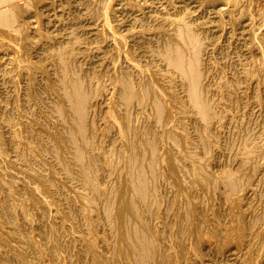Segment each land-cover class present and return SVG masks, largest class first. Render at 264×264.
Returning a JSON list of instances; mask_svg holds the SVG:
<instances>
[{
	"label": "bare ground",
	"instance_id": "obj_1",
	"mask_svg": "<svg viewBox=\"0 0 264 264\" xmlns=\"http://www.w3.org/2000/svg\"><path fill=\"white\" fill-rule=\"evenodd\" d=\"M44 3L0 5V264H264V4Z\"/></svg>",
	"mask_w": 264,
	"mask_h": 264
},
{
	"label": "rangeland",
	"instance_id": "obj_2",
	"mask_svg": "<svg viewBox=\"0 0 264 264\" xmlns=\"http://www.w3.org/2000/svg\"><path fill=\"white\" fill-rule=\"evenodd\" d=\"M1 1L4 2L5 0H1ZM6 1H8V0H6ZM6 1H5V2H6ZM16 1H17V2H16ZM26 1H27V0H13V1H9V2H7V3L0 4V5L6 7V6H9V5H12V3H13V5L15 4L14 6H18L17 8L21 9V10H20V14H21V13H24V14H21V15H22V16H26V15H30V14L33 12V10L36 11L37 8L39 9L43 4H45L44 2L47 3L49 0H44V2H43L42 5H40V3H41V1H43V0H33V2H32L33 5H32L31 3H30V4L28 3L29 0H28L27 2H26ZM39 1H40V2H39ZM103 1H104V0H103ZM232 1H233V0H232ZM250 1H251V2H254L255 5L251 3L254 7L257 6L258 4H259V5L264 4V0H255L256 2H255L254 0H253V1L250 0ZM25 2H26V4H24ZM104 3H105V2H104ZM27 4L33 6L34 8L31 7L30 9H27V11H26V9L24 10V7L27 8ZM105 4H106V3H105ZM198 4H199V3H195V4H193V6H192V4H191V7H192L191 10H193V9H195V8L197 7V8L195 9V10H197V12H198V13H195L196 15L199 14V13H201V10H202V11L205 10V7H204V6H203L202 9H199L198 6H200V4H199V5H198ZM24 5H25V6H24ZM98 5H101V6H102V4H98V3L95 4V5H91V6L88 5V4H86L85 7H78V11H77V6H73V2H72L71 5H70L68 8H69V9L71 8L72 10H70V11H72L73 13L69 11L68 14H67V13L63 14L65 11L67 12V11L69 10V9H66V8H65V9H64V10H65L64 12H62V10H57V13H58L57 16H58V17H59V16H62V15H59V13H60V14H63V16L65 15L64 17H66V18L68 17V18H69V20H68L69 22L74 23L75 21H74V22H72V21L74 20L73 17L75 16V14L77 15L78 12H79L80 14H82L81 11L83 12V9H84V8H85L84 11H86V10L89 11V10H91L93 7L96 8V6H98ZM23 6H24V7H23ZM39 6H40V7H39ZM101 6H98L97 8H98V9H101ZM21 7L23 8V10H22ZM66 7H67V6H66ZM72 7H73V8H72ZM75 7H76V8H75ZM86 7H87V8L89 7V8L87 9ZM201 7H202V5L200 6V8H201ZM80 8H81V10H80ZM31 9H32V10H31ZM35 9H36V10H35ZM28 10H29V11H28ZM198 10H199V11H198ZM30 11H31V12H30ZM92 11H93V9H92ZM94 11H95V10H94ZM94 11H93V12H94ZM25 12H26V14H25ZM61 12H62V13H61ZM75 12H77V13H75ZM83 13H85V12H83ZM66 14H67L68 16H66ZM69 14H70V15H69ZM80 14H79V15H80ZM79 15H77V16L79 17ZM93 15H94V14H93ZM71 16H72V17H71ZM78 17L75 16V20H76V22H75L74 24H76V25L79 26V24L81 25L82 22L85 23V20H84V19L82 20V18H80V17H82V15H80V17H79L80 19H79ZM77 18H78V19H77ZM42 19H44V18H42ZM71 20H72V21H71ZM81 20H82V21H81ZM80 22H81V23H80ZM83 23H82V24H83ZM80 27L82 28L83 26H80ZM78 28H79V27H78ZM81 28L78 29V30L75 28V29L73 30V31H74V34H76V35H78V33H80L78 37H81V36L83 37V38H82V37L79 38V40H77L78 37L75 38V39H76L75 41H79V42H80V43H78V42H74V44H72L73 47H74V45L77 43V45H75V47L77 46V47H76L77 49H78V47H79L80 44L82 45V44L87 43V42H89V41L92 42L93 40H94V41H93L92 43H95V42L97 41V40H95V39L92 38L93 36L90 37L88 34H85V30H86V28H84V27H83L82 29H81ZM75 30H76V31H75ZM81 30H82V31H81ZM62 31H63V30H62ZM77 32H78V33H77ZM76 35H75V37H76ZM87 35H88V37H87ZM84 36H85V37H84ZM85 38H86V39H85ZM87 38H88V39H91V38H92L93 40L91 39V40H89V41H86V40H88ZM80 39H82V40L85 39V40H83V42L81 43L82 40H80ZM77 49H76V50H77ZM253 122H254V123H253ZM249 123H250V124H249ZM249 123H248V125L252 128L253 126H255V123H256V122H255V120H254V121L252 120V121L249 122ZM231 133H232V135H231ZM231 133H230L231 138H230L229 135L225 138V141H227V143L230 142V144L234 143L235 140L237 139V135H236V133H235V132H231ZM233 133H234V136L236 137V139H235V137L233 136ZM228 137H229L230 139H232V140L235 139L234 142H232V140H230ZM233 137H234V138H233ZM227 138H228V139H227ZM226 139H227V140H226ZM229 140H230V141H229ZM231 142H232V143H231ZM229 262H230V261H229Z\"/></svg>",
	"mask_w": 264,
	"mask_h": 264
}]
</instances>
